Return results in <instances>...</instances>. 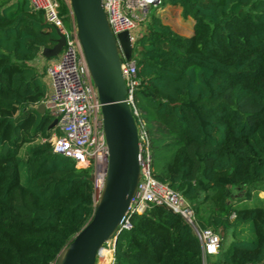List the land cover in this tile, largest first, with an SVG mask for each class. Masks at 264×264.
<instances>
[{"label":"trees","instance_id":"16d2710c","mask_svg":"<svg viewBox=\"0 0 264 264\" xmlns=\"http://www.w3.org/2000/svg\"><path fill=\"white\" fill-rule=\"evenodd\" d=\"M57 1L71 28L68 4ZM163 1L194 23L184 36L152 14L133 44L134 118L152 174L219 234L206 264H264V198L244 203L264 194V0ZM57 38L28 0H0V264H54L93 213L92 167L42 140L56 129L47 109L36 110L47 85L34 62ZM130 220L115 264H202L197 236L166 205Z\"/></svg>","mask_w":264,"mask_h":264},{"label":"built area","instance_id":"2783aa9c","mask_svg":"<svg viewBox=\"0 0 264 264\" xmlns=\"http://www.w3.org/2000/svg\"><path fill=\"white\" fill-rule=\"evenodd\" d=\"M68 4V0H65ZM110 28L114 34L127 31L132 44L139 38L141 25H146L151 7H158L163 0H101ZM30 7L43 12L45 21L52 25L65 38V43L57 59L52 60L44 69L50 80L51 92L43 104L57 120L56 132L48 140L52 151L74 161L77 167H92L95 194L99 191L104 178L108 151L102 130V118L95 87L89 78L87 67L75 37L74 21L68 28L59 13L57 0H28ZM71 15V14H70ZM144 30V29H143ZM140 34V35H139ZM126 85L127 101L133 114V93L139 85L135 61L121 65ZM139 140V166L141 178L137 191L123 217L118 230L130 229V217L141 214L150 204H163L180 214L197 236L202 249V264L207 256L218 253L220 236L210 227H202L196 219L190 203L167 183L159 182L152 174L149 138L142 123L136 124ZM116 238L113 236L99 249L96 264H115Z\"/></svg>","mask_w":264,"mask_h":264},{"label":"water","instance_id":"95a60500","mask_svg":"<svg viewBox=\"0 0 264 264\" xmlns=\"http://www.w3.org/2000/svg\"><path fill=\"white\" fill-rule=\"evenodd\" d=\"M68 6L81 55L101 104L108 157L91 218L58 252L54 264H96L103 244L113 236L117 238L120 220L141 178L138 130L121 70L124 62L133 59V44L127 31L113 33L101 0H68ZM64 43V36L58 34L54 45L42 49V56L57 57ZM36 110L44 113L45 105L39 104ZM56 122L54 118L49 128ZM90 181L95 182L93 175Z\"/></svg>","mask_w":264,"mask_h":264},{"label":"rangeland","instance_id":"374dc122","mask_svg":"<svg viewBox=\"0 0 264 264\" xmlns=\"http://www.w3.org/2000/svg\"><path fill=\"white\" fill-rule=\"evenodd\" d=\"M167 5H169V4L166 1H163V3L160 4L157 8L156 7H151V9H150V15L153 14V15L159 17V15H161V13L163 12L162 9H165V7ZM160 19H161L162 23L168 25L175 32H177V31L180 32L177 27L179 25H181V24H184L185 21H186V18H183L182 17L181 12H179L175 8H173L171 12L165 13V15L163 16V18H160ZM144 28H145L144 25H141V27H140V34H142L144 32L143 31ZM57 58H58V56L57 57H54V59H57ZM242 192L237 194L236 191L232 190V193L235 196L242 195ZM95 195H97V194H95ZM261 198H264L263 192H261V191L256 192V191L253 190L252 191V194H251V198L248 201H244V203H259L260 200H261ZM236 206H240L241 207V206H243V203L240 202ZM208 259H210V257H208Z\"/></svg>","mask_w":264,"mask_h":264},{"label":"crops","instance_id":"0c3cea01","mask_svg":"<svg viewBox=\"0 0 264 264\" xmlns=\"http://www.w3.org/2000/svg\"><path fill=\"white\" fill-rule=\"evenodd\" d=\"M175 8L177 9L179 12H181V8L179 6H174V5H167L165 7V9H162L163 12L161 13V15H159L160 18H163V16L165 15V13L171 12L172 9ZM168 15V14H167ZM72 21V20H71ZM193 19L191 17H187L186 21L184 24L179 25L177 28L180 32L177 31L178 34L184 35V36H189L193 33ZM54 60V58L51 59H46L42 56V54H40V56H38V58L35 60V65L39 68L44 70L45 67L52 61ZM43 80L47 85V94H49L51 92V86H50V80L48 78V76L44 73L43 74ZM47 96V95H46Z\"/></svg>","mask_w":264,"mask_h":264}]
</instances>
